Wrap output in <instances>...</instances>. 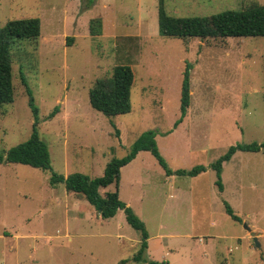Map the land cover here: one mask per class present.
<instances>
[{
  "label": "rangeland",
  "instance_id": "1",
  "mask_svg": "<svg viewBox=\"0 0 264 264\" xmlns=\"http://www.w3.org/2000/svg\"><path fill=\"white\" fill-rule=\"evenodd\" d=\"M252 4L264 0H164V9L192 17ZM158 6L159 0H0V27L40 19L37 47L16 41L12 49L14 99L0 106V155L32 132L23 71L50 156L45 170L0 164V264H264V148L238 150L223 162L222 190L210 167L231 145L264 143V35L194 37L185 46L160 34ZM97 18L101 34L92 36L89 24ZM120 64L130 65L134 82L130 110L113 118L116 136L109 118L90 105L89 89ZM186 69L189 104L175 127ZM149 129L171 169H206L165 179L149 151L123 168L119 197L148 233L144 260L135 261L140 232L122 210L102 219L50 178L101 176L108 161L126 155ZM114 190L110 184L99 191Z\"/></svg>",
  "mask_w": 264,
  "mask_h": 264
},
{
  "label": "trees",
  "instance_id": "2",
  "mask_svg": "<svg viewBox=\"0 0 264 264\" xmlns=\"http://www.w3.org/2000/svg\"><path fill=\"white\" fill-rule=\"evenodd\" d=\"M88 5V4H87ZM158 28L161 35L183 40L185 46L190 39L198 37H241L264 35V5L252 4L243 10H225L209 16L174 17L164 9V0H159ZM90 35L101 34V20L94 19L89 24ZM40 36V19L27 17L8 20L0 27V106L12 103L14 88L12 85V49L16 41H26L28 45H38ZM71 39V38H70ZM69 39V40H70ZM18 43V42H17ZM68 43V38L66 39ZM37 62L32 58L30 62ZM21 83L25 86L29 97V106L34 114L32 132L30 137L21 143L9 148L0 155L1 163H20L39 169H50V156L47 144L41 139L38 132V108L34 105L33 97L23 71L19 73ZM134 82V73L130 65H115L108 77L97 78L89 89V103L97 111L109 118L114 133L119 136V129L113 117L127 113L130 110V93ZM189 104V72L183 73V81L180 94L181 117L176 120L174 126L181 122ZM156 131L149 129L141 133L132 143L128 153L122 157L112 158L106 163L103 174L97 177L74 172L65 176L52 173L51 185L63 183L67 192L77 195L80 199L87 200L93 205L102 219L113 217L118 210L125 213L126 221L140 232V249L132 259L140 261L147 246L148 233L142 220L134 213L133 209L126 205L119 197L120 170L132 161L139 151H149L164 169L166 175L195 176L206 168L196 166L191 169H171L160 155L155 141ZM264 148V143H250L231 145L210 167L216 173V184L220 190L222 163L229 160L238 150L257 152ZM114 184V191H106L103 195L101 188ZM226 213L235 221L241 219L233 212L231 206L224 202ZM144 260V259H143ZM128 260H121L118 264H126ZM150 264H165L155 260H148Z\"/></svg>",
  "mask_w": 264,
  "mask_h": 264
},
{
  "label": "crops",
  "instance_id": "3",
  "mask_svg": "<svg viewBox=\"0 0 264 264\" xmlns=\"http://www.w3.org/2000/svg\"><path fill=\"white\" fill-rule=\"evenodd\" d=\"M65 42H66V40H65ZM65 45H67V44H65ZM118 116V115H117ZM116 117V116H115ZM114 118V117H113ZM141 151H139L138 153H137V155L135 156V158L132 160V161H130L127 165H125V166H123L122 168H121V170H120V177H121V172H122V170H123V168L124 167H126V166H130L131 165V163H133L136 159H137V157L139 156V153H140ZM173 170H175V169H173ZM165 175V179H170L171 177H173L174 175L172 174V175H166V174H164ZM79 200H82V199H79ZM126 205H127V203H126ZM75 208H79L80 206L78 205V204H75ZM135 212V211H134ZM137 213V212H136ZM146 228V227H145ZM256 237V236H255Z\"/></svg>",
  "mask_w": 264,
  "mask_h": 264
},
{
  "label": "water",
  "instance_id": "4",
  "mask_svg": "<svg viewBox=\"0 0 264 264\" xmlns=\"http://www.w3.org/2000/svg\"><path fill=\"white\" fill-rule=\"evenodd\" d=\"M244 228H245L246 230L250 231V228H249L246 224H244ZM253 240H254L256 246H259V243H258V241H257V238H256V237H253Z\"/></svg>",
  "mask_w": 264,
  "mask_h": 264
}]
</instances>
